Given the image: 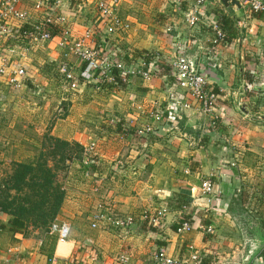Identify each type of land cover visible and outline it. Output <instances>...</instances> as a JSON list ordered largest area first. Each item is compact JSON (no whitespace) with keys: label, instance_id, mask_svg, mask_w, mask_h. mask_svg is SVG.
I'll return each instance as SVG.
<instances>
[{"label":"crops","instance_id":"0c3cea01","mask_svg":"<svg viewBox=\"0 0 264 264\" xmlns=\"http://www.w3.org/2000/svg\"><path fill=\"white\" fill-rule=\"evenodd\" d=\"M99 1L80 0L60 9L69 19L67 28L76 37L89 32L90 48L107 54L117 49V58L127 66L149 54V81L129 77L114 88L96 79L81 80L83 65L69 53L67 61L79 83L70 89L59 76L46 75L50 66L57 72L65 52L57 47V38L13 54L7 47L14 38L4 43L0 37V62L26 70L19 90L0 75V109L17 99L26 106L31 96L50 93L48 102L55 100L57 116L45 133L78 145L82 153L93 148L91 158L67 161L59 177L64 197L54 224L69 226L67 241H57L59 227L11 232L9 217L0 213V264H118L124 255L150 263L158 247H165L178 264H194V254L200 264H264V14H250L240 0L239 7L207 0L199 22L189 27L184 13L192 0H144L146 6L134 0V18L121 15L128 0H111L127 28L103 38ZM33 3L20 0L18 8L27 18L6 22L14 36L20 27L44 19ZM215 21L226 40L210 52V24ZM133 23L131 39L126 33ZM59 35L53 30V36ZM180 52L194 60L218 94L211 115L179 106L191 100L179 94L171 72ZM245 84L252 90H245ZM61 102L65 111L59 109ZM238 103L246 105L247 114L236 108ZM204 180L213 185L211 196L202 193ZM100 210L123 225L99 222L93 228L92 215ZM162 210L159 225L145 223L144 214ZM195 210L200 213L190 231L176 233L173 225Z\"/></svg>","mask_w":264,"mask_h":264},{"label":"built area","instance_id":"2783aa9c","mask_svg":"<svg viewBox=\"0 0 264 264\" xmlns=\"http://www.w3.org/2000/svg\"><path fill=\"white\" fill-rule=\"evenodd\" d=\"M19 1L0 0V37L2 41L5 43L6 38H14L13 45L7 47L8 51L14 52L13 54H25L24 52H27L32 46L49 43L57 38V47L65 51L62 53V60L57 63V73L61 81L65 82L70 89H77L79 83L74 80L75 76L68 64L67 56L69 53L75 55L79 63L83 65V69L78 76L81 80L96 79V81L110 85H114L118 81L126 82L129 77H139L144 81L150 80V71L147 69L144 60L137 65L127 66L117 58V49L114 54H107L100 47L90 48L89 41L93 37L89 32H85L81 37H76L71 33L67 28L69 19L60 9L64 10L65 7L68 9L71 3H79L80 0H34L33 10L40 13L44 12V19L35 26L26 27L25 29L20 27L19 34L14 36L6 22L11 19L24 21L27 18V14L18 8ZM240 1L247 6L250 12L264 14V0ZM206 2L207 0H192L191 5L184 13L185 22L189 27H193L199 22L198 14ZM96 6L100 16L101 28L104 32L103 38L113 35L118 30L127 28V25L120 22L116 17L114 1L101 0ZM210 28L213 33V38L210 41V52H213L216 46L224 42L225 35L217 21L211 23ZM55 29L59 30L60 33L57 37L53 36V30ZM4 62H0V75L6 76L7 84L13 89H21L26 80V70L22 66L15 67L11 62L6 66L3 64ZM7 70L9 71L6 73ZM171 72L175 86L180 90L179 94L183 99L187 97L191 99L190 101L180 102V108L196 111L200 115H211L218 103V94L208 87L205 74L194 60L185 52L178 53L171 63ZM244 87L247 91L253 88L250 84H245ZM92 151L93 148L89 147L85 149L83 155L91 158ZM85 165H89V160L85 162ZM234 165L232 163V166ZM84 177H89L87 171L84 172ZM201 190L205 196H211L214 192L213 185L209 180L202 181ZM262 198L264 200V196ZM164 212L165 210H162L154 216L144 214L143 219L147 221L148 225L157 226ZM92 221L91 226L93 228L99 222H110L115 226L123 225V223L113 220L102 210L92 215ZM58 227L57 241L63 243L69 238L70 229L65 223L60 224ZM189 231L190 225L183 222L177 228L176 233H188ZM191 259L194 264H200L197 255H191ZM118 264H178V261L167 254L165 247H158L150 263L132 261L128 255H124L120 257Z\"/></svg>","mask_w":264,"mask_h":264},{"label":"rangeland","instance_id":"374dc122","mask_svg":"<svg viewBox=\"0 0 264 264\" xmlns=\"http://www.w3.org/2000/svg\"><path fill=\"white\" fill-rule=\"evenodd\" d=\"M140 2L146 6L143 3L144 0H140ZM134 8V0H128V3L124 2L120 9L121 15L123 17L130 15L134 18ZM132 26L126 33L128 35H125L126 37L130 35V38L134 39V23ZM46 75L51 78H58L55 65L46 69ZM50 96V93L42 91L41 96H31L26 106L19 103L17 99L18 101L14 100L10 105L6 104L4 109H0V112L6 109L4 116L0 117V198L4 196L2 194L6 188L4 182L13 176L17 163H34L35 167L36 162L46 161L47 166L52 169L59 179L60 175L66 171V162L79 159L83 155L82 151L80 152L77 148L56 149L54 143L50 140V135L43 130L44 127L49 128L56 121V102L55 100L48 102ZM64 103L59 104L60 110H66ZM57 113L61 117L62 111ZM10 124L11 128H2V126L7 127ZM33 125H37L41 129L38 128L35 131ZM24 126L27 129L23 128ZM59 183L61 184L60 179ZM15 194L16 191H10V195ZM54 221H52L49 228L58 227L57 224H54Z\"/></svg>","mask_w":264,"mask_h":264},{"label":"trees","instance_id":"16d2710c","mask_svg":"<svg viewBox=\"0 0 264 264\" xmlns=\"http://www.w3.org/2000/svg\"><path fill=\"white\" fill-rule=\"evenodd\" d=\"M250 14L256 15L259 13L250 12ZM221 30L223 31L222 28ZM148 58L149 54L147 57H143V60L148 62ZM112 86L120 88L121 81ZM50 140L54 143L56 149L77 148L80 152L82 151L76 144H69L52 137ZM54 155L56 156V153ZM35 164L34 167V163H17L13 176L4 182L6 188L2 192L4 196L0 198V212L9 217L7 229L11 232L24 231L28 228L46 232L60 210L64 192L57 175L47 166L46 161L36 162ZM13 190L16 191V194L12 196L10 191ZM181 202L183 203L185 200ZM193 213L195 215H183L181 220L173 225V230L176 231L183 222H187L192 228L200 210H195ZM149 230L153 231V228Z\"/></svg>","mask_w":264,"mask_h":264},{"label":"water","instance_id":"95a60500","mask_svg":"<svg viewBox=\"0 0 264 264\" xmlns=\"http://www.w3.org/2000/svg\"><path fill=\"white\" fill-rule=\"evenodd\" d=\"M225 5L237 6L239 7V3L236 0H220ZM236 108L243 114H247L246 105L244 103H238Z\"/></svg>","mask_w":264,"mask_h":264}]
</instances>
